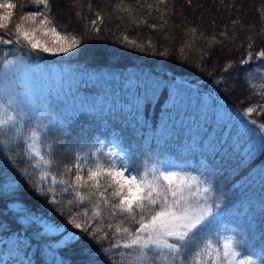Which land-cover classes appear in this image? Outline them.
Segmentation results:
<instances>
[{"label":"trees","instance_id":"1","mask_svg":"<svg viewBox=\"0 0 264 264\" xmlns=\"http://www.w3.org/2000/svg\"><path fill=\"white\" fill-rule=\"evenodd\" d=\"M240 1L217 3L225 7ZM13 2L17 7L10 29L21 15L37 11L30 0ZM191 3L50 0L56 24L82 39L77 49L51 55L0 44V116L14 117L0 130V264H121L128 257L120 252L134 258L135 250L105 252L111 239L97 242L87 233L66 243L69 233H80L67 221L83 207L91 215V205H78L50 176L41 179L50 173L71 181L74 174L67 168L80 156L88 157V163L113 159L98 147V138L110 131L137 169L159 162L179 145L201 157L203 174L211 182V202L219 207L213 208L200 239L220 222H229L241 250L257 251L264 264V145L250 123H264V114L244 115L248 107L264 105V60L240 63L248 51L264 50V0L255 7V33H232L216 22L208 25L176 15ZM168 7L174 8L172 16ZM93 20L99 31L93 30ZM0 34L11 38L10 33ZM230 44L239 46L214 62L213 55ZM233 74L242 91L227 87ZM33 147L51 164L42 163ZM53 187L55 192H49ZM53 198L57 204L50 202ZM102 215L105 224L120 219L109 217L107 209Z\"/></svg>","mask_w":264,"mask_h":264},{"label":"snow or ice","instance_id":"2","mask_svg":"<svg viewBox=\"0 0 264 264\" xmlns=\"http://www.w3.org/2000/svg\"><path fill=\"white\" fill-rule=\"evenodd\" d=\"M30 2L37 11L21 15L20 22L10 29L13 10L17 4L13 0H0V33L11 35V38L5 39L0 34V44H16L27 47L32 52L51 55L67 54L79 47L82 39L56 24L51 15L50 0ZM159 2L164 3L165 0ZM120 7L117 5V10ZM76 15L79 18L81 14L77 12ZM97 18L101 19L99 13ZM96 24L97 21L93 20V30L99 31ZM191 31L195 33L196 30ZM212 39L215 40V37ZM124 40L135 44L128 37H124ZM252 47L249 43L248 48ZM180 51L183 52L184 49L181 48ZM161 55H167V52ZM254 58L264 60V50L255 54L248 51L246 58L240 63L249 64ZM230 67L228 65L225 71ZM2 111L0 108V112ZM258 111L264 114V105L248 107L244 115L250 117ZM13 120L12 116L7 119L0 116V130ZM250 123L256 126L261 144L264 145V123L257 125L254 119ZM31 138L37 139L36 134L33 133ZM32 151L42 163L51 164L40 151L34 147ZM107 155L112 157L111 152ZM67 172L74 174L71 181L58 179L50 173H44L41 177L46 179L50 176L53 185H64L62 191L71 192L78 205L83 206L86 202L91 205V215L89 208L83 207L67 221L75 229H79L80 233H69L66 243H72L87 233L97 242L111 239L105 252L116 249L135 250L134 258L132 253L120 252L121 257H128L121 264H257L252 256L242 252L240 241L235 236L224 237L218 243H214L212 239H200L201 232L210 223L209 218L213 217V208H218L219 205L211 202L208 194L212 189L204 186V182L196 176L165 170L156 165L137 171L134 175L126 163L117 164L114 158L107 163L99 159L88 163L86 156L77 157L76 163L67 168ZM81 189L86 191L82 192ZM48 191L54 193L55 188H49ZM50 202L58 203L55 198ZM68 202L72 204L74 201ZM102 209L109 210L111 218L119 217V222L115 225L105 224ZM77 218L81 222H77ZM58 228L56 226L50 230Z\"/></svg>","mask_w":264,"mask_h":264},{"label":"rangeland","instance_id":"3","mask_svg":"<svg viewBox=\"0 0 264 264\" xmlns=\"http://www.w3.org/2000/svg\"><path fill=\"white\" fill-rule=\"evenodd\" d=\"M112 0H101V3L108 4ZM137 1V0H136ZM191 5L186 9L182 8V12H179V17H184V19H193L196 22H201L203 24L212 25L216 22L220 27L228 29L234 33L251 31L253 33L257 32L259 29L257 19H256V5L257 0H242L239 3L232 4L231 6L223 7L222 4H218L217 0H191ZM187 7V6H186ZM167 12L172 16L174 14V8L168 7ZM183 13V14H182ZM231 18H234L236 23H232ZM255 26V27H254ZM257 26V27H256ZM256 30H254V29ZM255 31V32H254ZM234 36V34H233ZM50 39V38H48ZM239 44L234 46L230 44L229 46H223L218 53L214 54V62H218L221 58L227 54L230 50L237 48ZM215 64V63H214ZM237 75H229L227 77V87L234 88L237 91H242V86L239 84ZM195 150H198V147L195 143L190 144ZM98 147L105 152L112 153L114 162L117 164L126 163L129 169H132V174H136L137 171H142L145 168H148L152 165H156L165 170L171 171H180L188 173L192 176L198 177L201 181L204 182V186L211 188L210 179L203 174L204 162L201 157H196L186 145H179V150L175 152L165 153L161 160L157 163H145L141 166L140 169L133 167L128 162V153L126 147L119 142V138L116 136L115 132L110 131L107 135H101L98 138ZM212 197L213 192L211 191L208 194ZM233 227L229 222L223 221L218 224L213 231L206 236L204 239H212L214 243H218L222 238L232 236V232L228 228ZM203 239V240H204ZM243 252V251H242ZM247 255L253 257L259 262V253L257 251L244 252Z\"/></svg>","mask_w":264,"mask_h":264},{"label":"bare ground","instance_id":"4","mask_svg":"<svg viewBox=\"0 0 264 264\" xmlns=\"http://www.w3.org/2000/svg\"><path fill=\"white\" fill-rule=\"evenodd\" d=\"M255 27V26H254ZM257 27V26H256ZM254 29V28H253ZM254 30H256V29H254ZM41 56V55H40ZM39 57V56H38ZM264 62V61H263Z\"/></svg>","mask_w":264,"mask_h":264}]
</instances>
